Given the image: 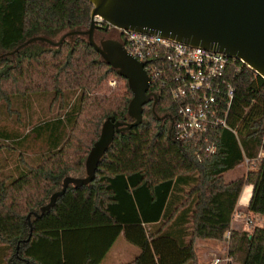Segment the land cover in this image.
<instances>
[{
    "label": "trees",
    "instance_id": "16d2710c",
    "mask_svg": "<svg viewBox=\"0 0 264 264\" xmlns=\"http://www.w3.org/2000/svg\"><path fill=\"white\" fill-rule=\"evenodd\" d=\"M91 9L87 0H0V50L9 52L40 32L50 37L86 29ZM240 64L227 72L235 88L228 119L233 131L214 132L213 154L197 156L192 142L176 141L151 100L139 125L114 134L94 180L68 186L51 210L32 216L30 238L23 242L30 234L26 215L60 189L67 172L83 169L106 117L129 120L132 94L126 85L124 92L91 95L109 74L124 78L82 36L57 47L26 45L0 55V119L21 126L39 94L52 96V115L26 134L0 129V264H100L119 236L138 250L121 264H202L197 239H225L232 262L264 264V227L253 226L250 233L231 227L245 185L252 192L240 212L264 216V157H258L264 150V79ZM157 107L174 110L166 85ZM29 134L42 138L46 150L34 155L22 150ZM2 151L15 156L13 168ZM246 160V175L224 182L223 174ZM18 242L21 258L14 254Z\"/></svg>",
    "mask_w": 264,
    "mask_h": 264
},
{
    "label": "water",
    "instance_id": "95a60500",
    "mask_svg": "<svg viewBox=\"0 0 264 264\" xmlns=\"http://www.w3.org/2000/svg\"><path fill=\"white\" fill-rule=\"evenodd\" d=\"M91 3L88 28L71 30L58 40L33 36L7 52L14 54L27 44L40 41L57 47L68 37L86 35L88 43L100 58L123 77L131 91L127 106L129 120H116L108 116L102 122L98 138L91 145L84 159V176L65 175L60 189L53 191L37 211L26 215L31 235V217L40 218L51 210L68 186L90 184L96 175L99 162L111 145L114 134L139 125L143 118V106L157 95L149 90V78L143 63L138 61L114 38L96 41L97 29L111 27L142 33L159 34L186 44L223 52L241 59L249 68L264 79V0H87ZM105 21L100 27L94 17ZM19 243H17L15 255Z\"/></svg>",
    "mask_w": 264,
    "mask_h": 264
},
{
    "label": "built area",
    "instance_id": "2783aa9c",
    "mask_svg": "<svg viewBox=\"0 0 264 264\" xmlns=\"http://www.w3.org/2000/svg\"><path fill=\"white\" fill-rule=\"evenodd\" d=\"M94 19L100 27L105 25L101 17ZM111 29L115 30L111 38L118 40L127 52L143 63L149 90L158 96L160 87H168L174 110L166 112L173 138L192 142L197 146V156L201 152L213 154L216 150L214 132L220 128L233 131L228 119L235 88L228 82L227 72L239 70L240 63H245L223 52L159 34ZM258 157H264L263 149ZM230 260L229 256L216 257L213 264H227Z\"/></svg>",
    "mask_w": 264,
    "mask_h": 264
},
{
    "label": "rangeland",
    "instance_id": "374dc122",
    "mask_svg": "<svg viewBox=\"0 0 264 264\" xmlns=\"http://www.w3.org/2000/svg\"><path fill=\"white\" fill-rule=\"evenodd\" d=\"M68 31H70V30L59 31L50 37L47 35H44V32H40L39 34L41 36L47 37L51 40H58L64 33L68 32ZM35 35H37V34H35ZM114 35H115L114 29H110L107 33L108 37H114ZM76 36H78V35L68 36L66 38V40H68L70 42ZM81 36L84 39H86V37H87L86 35H81ZM95 39H96V41L98 40L97 33L95 34ZM27 45L31 50L51 47L48 43H43L40 41H34V42H31ZM0 55H10V54H8L7 52H4L3 50H0ZM126 85H127L126 80L118 78V76H116V75L109 74V76L106 78V80H104L103 82H101L100 84L97 85V89L91 95L94 94V95L98 96L99 94H102V93L109 95L113 92H124ZM77 92H75V94H73V95H70V100H74L75 96L78 94ZM51 98H52L51 94H49L48 96L39 94V96H37L36 100L34 101L33 106L31 107L30 114H23L22 115L21 120L23 121V125L17 126L15 124H13L11 121H9L8 119L1 118L0 119V129L4 130V132H6V131L18 132L20 135L26 134L33 125L37 124L38 122H40L42 120L47 119L48 117H50V115H52L49 111ZM56 107H57V103L54 104V108H55L54 110H56ZM156 113H157V116L161 119V121L168 128L170 123L168 121L167 112L166 111H156ZM102 122H101V124H102ZM101 124H100V127H101ZM100 127H99V131H100ZM99 131H98V134H99ZM29 135L30 136L27 138L25 144L22 147V150L26 151V153L31 154V155L40 154L41 152L46 150V144L42 140V138L35 139L34 134H29ZM6 153L4 151L1 152V154L5 155L4 156L5 160H6L5 162L7 163L8 168L9 169L13 168L14 163H15L14 162L15 156L14 155L7 156ZM247 170H248L247 162H243V164H239L234 169L228 171L225 174V178L223 176L224 182L231 180V179L235 180L239 177L245 176L247 173ZM66 174L71 175V176H84L85 175L84 165H83L82 170H80V171L71 170V171L67 172ZM185 181L187 182V186H189V184L193 181V178H188ZM183 188L186 189L185 186ZM176 195H177V193H176ZM176 195L173 197V201L175 200ZM178 196H179V193H178L177 197ZM245 213H246L245 216H247V217H245V219L247 220L246 222L248 224H251L252 226H250V228H249L247 225H245V226H247V231H243L242 229H240L239 230L240 232L250 233L253 226H264V217L257 219V218H254L253 216L252 217L249 216V212L245 211ZM128 246L130 248H132L133 250H137L135 246L129 244L122 236H120L117 239L115 247L113 249V252L111 253L110 256L113 258L115 257V259L117 257H122V259H123L124 258L123 255L125 253H127V251H129ZM116 250H118L119 253L122 254V256H118L117 255L118 253L115 252ZM216 257H221V256L220 255H217V256L211 255L207 258H202L201 262H202V264H212L213 260ZM115 259L113 260V262H115ZM127 259L128 258L122 260V262L126 261ZM116 264H118V262H116Z\"/></svg>",
    "mask_w": 264,
    "mask_h": 264
},
{
    "label": "crops",
    "instance_id": "0c3cea01",
    "mask_svg": "<svg viewBox=\"0 0 264 264\" xmlns=\"http://www.w3.org/2000/svg\"><path fill=\"white\" fill-rule=\"evenodd\" d=\"M241 164H243V163H241ZM234 168H232V169H234ZM232 169H230V170H232ZM230 170H228V171H230ZM228 171H226L223 174L224 178H225V174ZM233 180L234 179H231V180H228L226 182H230V181H233ZM251 192H252V185H245L243 187V190L241 192V195H240L238 203H237V211H236V214L234 215L233 220H232L231 227L234 230H238L239 231L240 229H242L243 231H247V226L250 228L249 224L246 222L247 220L245 219V214L241 213L240 211L241 210L242 211L245 210V208L247 206V203H248V201L250 199ZM249 216H251V217L253 216L254 218H257V219H260V218L264 217L263 215L256 214V213H253V212H249ZM184 224H185L186 227L188 226L187 232L189 231V233H190L191 227H189V226H191V221H188V222H186ZM245 225H247V226H245ZM260 227H264V226H260ZM189 238H190V235L187 234L185 236V240L188 241ZM225 238H226V236H225ZM116 241H115L114 245L112 246V248L107 253V255L105 256V258L101 261L100 264H116V262H118V264H121V263H124V262L129 261L130 259H132L133 256L136 255V253L138 252V250H133L132 248H130L128 246V250L129 251H127V253H125L123 255L124 258L122 259V257H117L115 259V257L113 258L110 255L113 252V249L115 247ZM195 245H196L198 258L200 259V261H202L201 260L202 258H207V257H209L211 255H216V256L220 255L221 256L220 258L229 256V254L227 252V246L225 244V239H223V241L197 239ZM115 252L118 253L117 254L118 256H122V254H120L118 250H116ZM2 255H3V250L0 249V263H1V260H2L1 259ZM126 258H128V259L126 261L122 262V260H124ZM114 259H115V262H113ZM220 264H225V263L221 262ZM227 264H240V263H234V262H232L230 260V262H228Z\"/></svg>",
    "mask_w": 264,
    "mask_h": 264
},
{
    "label": "flooded vegetation",
    "instance_id": "af4514ba",
    "mask_svg": "<svg viewBox=\"0 0 264 264\" xmlns=\"http://www.w3.org/2000/svg\"><path fill=\"white\" fill-rule=\"evenodd\" d=\"M111 28H109L108 30H106V31H104V30H102V29H97V30H101L100 31V34H99V38H98V40L97 41H100V40H103V39H106V38H111V37H108L107 36V33H108V31L110 30ZM96 30V31H97ZM94 34H96V32L94 33ZM157 101H158V96H157ZM157 101H156V103L154 104V106H153V112L154 113H156V111H160V110H158V107H157ZM157 114V113H156Z\"/></svg>",
    "mask_w": 264,
    "mask_h": 264
}]
</instances>
